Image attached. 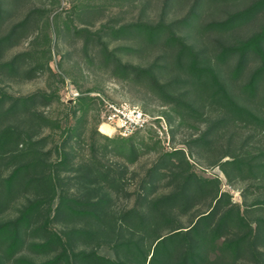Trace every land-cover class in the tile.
Segmentation results:
<instances>
[{
  "label": "trees",
  "instance_id": "obj_1",
  "mask_svg": "<svg viewBox=\"0 0 264 264\" xmlns=\"http://www.w3.org/2000/svg\"><path fill=\"white\" fill-rule=\"evenodd\" d=\"M183 1L163 0L153 21L101 23L96 29L90 27L99 8L79 2L72 14L81 26L68 17L64 29L82 39L88 60L117 79L142 85L167 106L160 116L171 136L183 126L194 129L181 141L185 146L165 148L153 126L127 137L106 135L95 126L89 158L76 161L73 143L87 114L95 106L101 112L93 89L78 91L60 119L44 111L59 101L56 88L13 95L0 87V264H264V142L259 138L264 137V19L246 36H234L264 12V0H249L209 20L213 7L240 0H191L181 16L167 19L165 9ZM49 11L33 6L1 32L10 12L0 0V81L47 74L64 82L50 66ZM31 35L27 49L5 58ZM125 39L138 47H108V40ZM152 50L160 53L147 66L118 55ZM154 121L158 125L160 118ZM96 134L107 141L99 149ZM97 151L113 152L128 163L154 154L130 207L113 202L123 192L124 169L104 163ZM192 156L218 167L228 184L245 181L247 189L261 193L233 201L221 178L200 174Z\"/></svg>",
  "mask_w": 264,
  "mask_h": 264
},
{
  "label": "rangeland",
  "instance_id": "obj_2",
  "mask_svg": "<svg viewBox=\"0 0 264 264\" xmlns=\"http://www.w3.org/2000/svg\"><path fill=\"white\" fill-rule=\"evenodd\" d=\"M4 9L9 10V17L6 19L5 24L2 26L1 32H3L8 25L19 20L26 11L33 6H43L48 9L49 16L54 21L49 29L51 36V58L50 66L55 73L60 74L64 77V82L58 80V77H48L47 74L38 76L37 78L29 81H20L3 78L0 81V87L13 95H25L36 90H51L57 89L60 97L59 101H54L51 105L47 106L44 111L47 115L53 118L64 119V115L67 112L65 103L73 101V91H86L93 89V93H99L111 101L115 102H128L132 105L145 110L152 116L163 115V112H167V106L161 105L156 99L142 85H134L130 82L122 81L112 76L109 71L101 68L95 61H90L81 50L82 39L76 37L72 33L67 35L64 29V21H68V17L72 18V23L77 26H81L80 20L72 14L73 5L76 3H95L99 8V12L96 13L97 21L91 26V29H96L100 24L118 25L129 21H135L138 19L153 21L158 19L162 12V1L163 0H20L15 6L10 3V0H1ZM249 0H240L235 5H224L218 4L213 7L212 11L208 13L205 20L221 18L227 11L234 10L238 7L243 6ZM191 0H184L181 3H176L173 6H168L165 9V17L167 19L181 16L187 9ZM264 19V12L259 13L254 20L248 23L246 26L234 32L236 37H244L252 31L256 30ZM56 21V22H55ZM70 23V22H69ZM57 27L59 31H57ZM211 36L212 40L215 39L216 35ZM33 37L24 39L17 46L9 49L5 58H8L13 53L25 50L29 47V41ZM188 42H191V38H187ZM119 45H127L133 48H137V42L134 40H108V47L110 49L115 48ZM160 53L159 50H152L148 54L139 55L138 53L131 52H120L118 53L122 61H127L141 66H147L153 58ZM96 108V106H95ZM95 108L89 111L86 116V123L81 127L80 139L73 143L76 150V161L79 159H88L91 151L89 148V142L91 139V132L96 126V130L104 133L100 130V125L103 124L101 118V112ZM97 117L101 119L100 125H95ZM67 123H73V117L69 115L66 118ZM167 130L160 132L157 127H153L159 133L158 135L163 139L165 148L170 146H185L181 143L183 139L189 137L190 134L196 131L186 126L180 127L175 130L173 136L169 132V126L165 119ZM64 123V122H63ZM157 126V123L154 121ZM175 126V125H174ZM173 126V127H174ZM203 127V126H202ZM50 130H46L45 133H49ZM110 136L118 135L117 131L104 133ZM54 138L58 139V132H54ZM93 140L95 141L98 149L104 143H107L104 138L99 135H94ZM264 142V137H259ZM238 139V138H237ZM96 155L104 163L117 166L119 165L124 169V181L122 182L123 192L118 196H114V204L116 207H130L134 204L136 198V192L139 190V180L143 176L145 169L150 165L154 158L153 153H148L140 156L134 163H128L124 158L115 155L113 152L102 153L97 151ZM195 164V169L203 175L212 176L218 175L222 180V188L227 190L232 195V200L241 202L243 195L246 196L247 200H250L259 195L260 190H256L255 187H247L245 181H234L228 184L225 180L223 173L218 167H209L206 161L199 159L196 156L191 157ZM247 189V190H246ZM124 191L128 193V196L124 194ZM14 210L7 213V217L13 216ZM188 221L187 217H183V222L186 224ZM58 228V225H55ZM101 253L109 254L110 251L106 248H100ZM38 258V257H36Z\"/></svg>",
  "mask_w": 264,
  "mask_h": 264
},
{
  "label": "built area",
  "instance_id": "obj_3",
  "mask_svg": "<svg viewBox=\"0 0 264 264\" xmlns=\"http://www.w3.org/2000/svg\"><path fill=\"white\" fill-rule=\"evenodd\" d=\"M71 94L75 98L79 93L73 91ZM95 95L99 98L103 123L123 137L129 136L135 131H143L149 126L157 127L160 132L167 130L161 116H151L139 107L125 101L115 102L100 96L99 93H95ZM155 118H160L157 126L154 124Z\"/></svg>",
  "mask_w": 264,
  "mask_h": 264
},
{
  "label": "bare ground",
  "instance_id": "obj_4",
  "mask_svg": "<svg viewBox=\"0 0 264 264\" xmlns=\"http://www.w3.org/2000/svg\"><path fill=\"white\" fill-rule=\"evenodd\" d=\"M100 130L104 133H109L112 131V128L108 126L107 124L103 123L100 125Z\"/></svg>",
  "mask_w": 264,
  "mask_h": 264
}]
</instances>
